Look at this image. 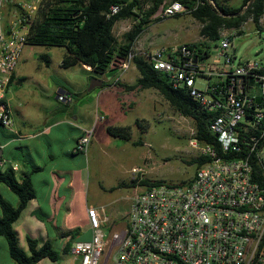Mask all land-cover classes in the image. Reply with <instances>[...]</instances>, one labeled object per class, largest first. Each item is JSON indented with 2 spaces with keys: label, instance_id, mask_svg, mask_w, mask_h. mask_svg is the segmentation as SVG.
I'll list each match as a JSON object with an SVG mask.
<instances>
[{
  "label": "built area",
  "instance_id": "built-area-1",
  "mask_svg": "<svg viewBox=\"0 0 264 264\" xmlns=\"http://www.w3.org/2000/svg\"><path fill=\"white\" fill-rule=\"evenodd\" d=\"M43 4L0 0V123L12 131L7 89ZM119 9L113 6L112 12ZM185 10L174 0L155 16ZM244 34V25L223 29L204 58L188 43L147 54L155 69L190 89L203 110L215 112L210 130L218 143L203 142L193 131L190 145L205 161L184 183L145 186L140 184L145 169L134 168L132 177L140 185L127 223L116 231L106 227V214L89 207L91 237L72 246L80 264H264V62L237 60L234 40ZM134 55L120 67L127 68ZM199 78L206 80L204 89L197 86ZM95 129L83 130L73 152L89 151Z\"/></svg>",
  "mask_w": 264,
  "mask_h": 264
},
{
  "label": "trees",
  "instance_id": "trees-1",
  "mask_svg": "<svg viewBox=\"0 0 264 264\" xmlns=\"http://www.w3.org/2000/svg\"><path fill=\"white\" fill-rule=\"evenodd\" d=\"M179 1L184 4L188 13L202 22L200 34L205 41L187 42L198 48L202 58L209 55L212 44L219 40L225 28H241L252 20L259 31L263 29L261 24L264 17V0H243L240 6L217 0ZM165 4L166 0H44L29 34L28 45L64 47L66 54L62 61L63 67L85 64L91 67L90 72L93 75L102 77L116 71L122 62L128 60L130 54L134 52L136 41L152 20L160 21L165 18L162 16L153 18ZM116 5L120 9L113 13L112 7ZM181 14L183 13L175 16ZM127 18H134L136 23L124 33V41L121 42L114 28L118 21ZM41 58L46 62L49 61L46 55H41ZM133 62L140 76L134 83L117 81V84L127 91L157 89L180 114L194 120L196 137L199 140L218 143L216 135L210 130L215 112L203 110L190 89L176 86L168 74L154 68L147 56L135 54ZM108 85V82H104L102 87ZM144 123L145 119L136 121L140 137L137 142L134 141L135 144H142L144 141L147 131ZM107 131L112 136L125 141L133 139V129L130 125H109ZM204 161V157L195 156L188 160V163L198 166ZM41 169L40 166L32 164V170L18 180L14 170L3 172L0 168V182L9 186L19 197V204L14 206L0 194V235L6 238L10 256L17 264H38L44 258L55 262L60 259V253L51 240L40 244L37 238L28 236L29 252L25 250L20 245L19 233L14 227V223L29 201L37 196L32 174ZM164 181L144 178L140 184L151 186ZM137 183L135 179L132 180L131 185L136 186ZM80 232L79 227L68 232L70 241L64 247L65 253L71 251L72 243L76 241Z\"/></svg>",
  "mask_w": 264,
  "mask_h": 264
},
{
  "label": "crops",
  "instance_id": "crops-1",
  "mask_svg": "<svg viewBox=\"0 0 264 264\" xmlns=\"http://www.w3.org/2000/svg\"><path fill=\"white\" fill-rule=\"evenodd\" d=\"M28 47L33 49L36 46L29 45ZM65 54L66 52L61 53L56 61L59 67H63L62 61ZM42 55L47 56L49 61L44 62L50 67L51 57L48 53ZM29 57L30 54H23L22 63ZM74 67L80 68L82 73L79 79H70L65 85H60L56 81L52 82L51 73H45L44 77L40 78V81L42 79L45 83H42L43 86L52 85L46 89L47 95L55 96L58 102L51 101L47 105L37 102V106L29 97L19 93L20 89L12 90V87L21 86L27 81V76L22 73V69H16L7 89V102L14 118L15 131L0 123L1 170L3 172L14 170L15 177L21 180L26 173L32 170V164L42 168L32 174L37 196L29 201L21 216L14 223L19 233L21 247L29 252L28 236L37 238L40 244L51 240L54 246L55 244L62 246L63 254L68 255L73 264L76 261L79 262L80 257L75 256L72 249L68 253L64 251V247L70 241L68 232L79 227L81 234V227L85 225L90 235L83 239H89L92 234L88 208L96 206L89 200L91 195L89 152L94 153L93 147H95L99 130L104 129L109 134L107 131L109 125H130L134 130V127L138 128L136 121L145 119V115L139 114L130 124L119 123L120 118L127 115V110L136 109L142 95L145 97V89L127 91L117 84V81L134 83L137 80L140 72L134 62L129 61L127 68L120 67L102 77L93 75L88 65L78 64ZM93 76L103 78L104 82H108L109 85L89 90ZM60 94L68 95L72 99L61 100ZM102 116H104L103 119H101ZM94 126L96 134L89 151L85 153L87 163L86 161L80 165L71 163V159H75L78 155L73 153V149L83 130ZM109 135L110 138L106 140V143L110 144L114 136ZM34 150H37L43 163H38ZM42 180L45 181L47 187L38 189L36 183L39 184ZM133 187L137 189V186ZM6 193L9 194L8 197ZM0 194L14 206L19 204L17 194L1 182ZM76 209L78 210L77 215L74 213ZM99 210L110 218L106 227L111 230V225L115 224L112 227L113 231L118 230L116 227H120L119 221L108 215L106 207ZM78 239L79 236L75 240ZM38 264H56V262L44 258Z\"/></svg>",
  "mask_w": 264,
  "mask_h": 264
},
{
  "label": "rangeland",
  "instance_id": "rangeland-1",
  "mask_svg": "<svg viewBox=\"0 0 264 264\" xmlns=\"http://www.w3.org/2000/svg\"><path fill=\"white\" fill-rule=\"evenodd\" d=\"M173 0H166L170 3ZM233 6H240L243 0H217ZM179 16L165 17L160 21L152 20L135 43L134 53L145 55L155 49H174L187 42H202L204 37L200 34L202 22L185 10ZM153 18H156L154 16ZM136 23L134 18H127L116 23L114 32L118 39L124 41V33L130 30ZM264 25V17L263 22ZM261 24V26H262ZM259 31L252 20L244 24L246 34L234 40V48L237 60L259 59L264 62V26ZM66 52L64 47L36 46L33 49L27 47L25 55L30 57L20 60L18 70L27 76L23 85L12 87L15 91L29 97L31 101L42 102L43 105L51 101L58 102L55 96H48L47 88L43 78L45 73H51L52 82H59L60 85L69 83L70 79H79L82 70L76 67H59L56 64L61 53ZM43 53H48L52 59L51 66L45 65L41 58ZM133 62V58L131 59ZM40 82V83H38ZM43 83V84H42ZM197 86L206 87V80L199 78ZM145 115V127L147 131L142 144H135L139 140V128L134 127L133 139L125 141L113 137L112 143H106L110 135L103 129L99 130L95 142L94 153L89 152V171L91 180V195L89 200L98 209L106 207L109 216L119 221L122 228L127 223V213L130 209L131 199L136 188L131 185L132 170L137 167L145 169L144 178L153 180L163 179L172 183H184L189 181L196 173L197 164H189L188 160L196 156V152L190 145V139L195 130L194 120L180 114L169 101L154 88L145 89V97L142 95L136 109L127 110V115L120 118L119 123L130 124L136 115ZM117 125V124H116ZM133 129V127H132ZM96 134V133H95ZM46 144V140H44ZM145 142V143H144ZM124 146V148H123ZM38 163H43L37 150H34ZM87 163V155L80 153L71 163L80 165ZM42 165V164H40ZM138 182V181H137ZM121 184V185H120ZM140 184L137 183L136 186ZM38 189L47 187L45 181L36 183ZM14 194V193H12ZM8 197V193H6ZM77 209L74 213L77 215ZM73 213V214H74ZM79 217V216H78ZM77 217V218H78ZM113 225L111 230L113 232ZM118 226V224L116 225ZM79 239L88 237L87 226L83 225ZM115 229V228H114ZM56 250L60 253V259L56 264H73L68 255L63 254L62 246L55 244ZM76 261L74 264H79ZM0 264H17L10 256L7 240L0 235Z\"/></svg>",
  "mask_w": 264,
  "mask_h": 264
},
{
  "label": "water",
  "instance_id": "water-1",
  "mask_svg": "<svg viewBox=\"0 0 264 264\" xmlns=\"http://www.w3.org/2000/svg\"><path fill=\"white\" fill-rule=\"evenodd\" d=\"M103 83H104V80L103 78H100V77H94L91 82H90V86H89V90H92L94 88H97V87H102L103 86ZM218 135V134H217Z\"/></svg>",
  "mask_w": 264,
  "mask_h": 264
}]
</instances>
